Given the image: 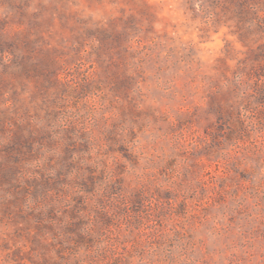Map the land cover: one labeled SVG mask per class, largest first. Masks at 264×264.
Wrapping results in <instances>:
<instances>
[{
    "label": "rangeland",
    "instance_id": "374dc122",
    "mask_svg": "<svg viewBox=\"0 0 264 264\" xmlns=\"http://www.w3.org/2000/svg\"><path fill=\"white\" fill-rule=\"evenodd\" d=\"M0 264H264V0H0Z\"/></svg>",
    "mask_w": 264,
    "mask_h": 264
}]
</instances>
